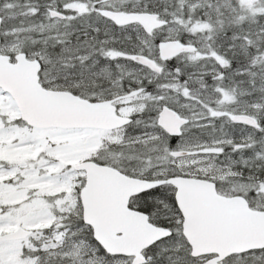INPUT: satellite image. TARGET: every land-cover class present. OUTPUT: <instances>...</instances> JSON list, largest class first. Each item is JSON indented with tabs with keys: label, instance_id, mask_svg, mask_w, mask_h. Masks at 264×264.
I'll use <instances>...</instances> for the list:
<instances>
[{
	"label": "snow or ice",
	"instance_id": "6c2138e0",
	"mask_svg": "<svg viewBox=\"0 0 264 264\" xmlns=\"http://www.w3.org/2000/svg\"><path fill=\"white\" fill-rule=\"evenodd\" d=\"M0 264H264V0H0Z\"/></svg>",
	"mask_w": 264,
	"mask_h": 264
}]
</instances>
